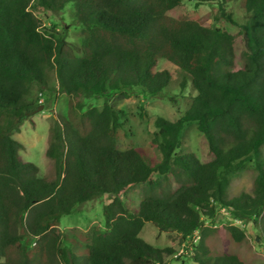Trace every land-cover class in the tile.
Instances as JSON below:
<instances>
[{
	"label": "trees",
	"instance_id": "16d2710c",
	"mask_svg": "<svg viewBox=\"0 0 264 264\" xmlns=\"http://www.w3.org/2000/svg\"><path fill=\"white\" fill-rule=\"evenodd\" d=\"M184 0H0V264H166L171 247L156 248L139 235L146 223L176 233L196 264H247L237 254L212 251L208 240L219 209L240 223L252 222L264 242V0H238L246 21L238 36L221 0L222 20L174 18ZM202 3L206 0H188ZM72 5L82 26L78 53L65 32L43 25L41 16ZM159 60L173 65L196 96L176 121L156 117L151 147L120 149L124 112L105 103L84 109V100L135 89L145 96L172 80ZM55 74L58 92L70 98L67 116L54 114L42 176L20 156L13 134L40 104L33 88ZM195 123L206 159L178 154L185 124ZM255 173L250 192L230 197L232 177ZM144 185L134 206L125 197ZM107 196L103 227L82 243L60 230L76 206ZM240 245L245 232L223 228ZM197 234V241L194 235Z\"/></svg>",
	"mask_w": 264,
	"mask_h": 264
},
{
	"label": "rangeland",
	"instance_id": "374dc122",
	"mask_svg": "<svg viewBox=\"0 0 264 264\" xmlns=\"http://www.w3.org/2000/svg\"><path fill=\"white\" fill-rule=\"evenodd\" d=\"M221 0H206L195 3L184 0L175 10L170 12L174 18H187L199 20L203 24L222 20L219 11ZM224 11L231 15L235 25L226 24V27L238 36V49H245V38L239 35L238 26L246 21L240 1H233L222 5ZM43 25L54 27L57 31L65 32V40L74 53L79 52L82 39V26L76 22L73 16L71 4H66L59 13H47L41 16ZM166 69L172 76L170 86L163 92L145 96L135 89H122L112 92L108 96H92L84 100V109H101L105 103L116 107L124 112L122 131L124 137L119 142L120 149L138 148L143 149L149 155L152 153L159 157L151 146L153 121L156 117L174 122L178 119L191 100L196 96L189 82L183 88L180 87L181 76L176 68L164 60H159L157 70ZM47 86L39 89L33 86L29 100L40 104V110L28 115L21 124L20 131L13 134L14 139L22 144L20 156L24 161L34 163L40 169V174L45 176L49 173L51 163L45 157L48 130L52 124L54 114L67 116L70 107V98L59 93L53 71L46 72ZM181 148L178 154L193 152L199 159H206V144L203 136L197 131L195 123L184 125L181 135ZM264 153V147H263ZM255 173L250 169L232 177L229 188V196L233 197L242 191L250 192ZM144 185H136L128 189L125 197L129 203L136 205L141 199V190ZM108 202L107 196H101L93 201L76 206L74 210L60 221V230L66 236H71L84 243L96 226L103 227V206ZM218 215L212 224L206 221V226L215 229V233L208 240L212 251L234 253L247 264H264V242L261 240V231L252 222L240 223L223 209H219ZM264 220V213H263ZM234 225L245 232L246 239L240 245L230 241L226 235L225 226ZM264 227V225H263ZM139 237L156 248L171 247L177 253L174 258L166 261V264H196L188 258L190 246L186 242L181 243L176 233H159L150 223H146ZM196 242V241H195Z\"/></svg>",
	"mask_w": 264,
	"mask_h": 264
},
{
	"label": "built area",
	"instance_id": "2783aa9c",
	"mask_svg": "<svg viewBox=\"0 0 264 264\" xmlns=\"http://www.w3.org/2000/svg\"><path fill=\"white\" fill-rule=\"evenodd\" d=\"M197 238H198V236H197V234H195L194 235V241H197Z\"/></svg>",
	"mask_w": 264,
	"mask_h": 264
},
{
	"label": "water",
	"instance_id": "95a60500",
	"mask_svg": "<svg viewBox=\"0 0 264 264\" xmlns=\"http://www.w3.org/2000/svg\"><path fill=\"white\" fill-rule=\"evenodd\" d=\"M39 110H40V108H37L36 110H34V111L32 112V114L38 112Z\"/></svg>",
	"mask_w": 264,
	"mask_h": 264
}]
</instances>
